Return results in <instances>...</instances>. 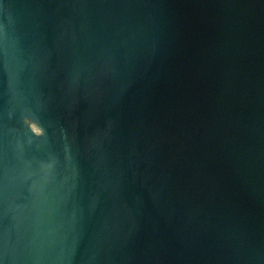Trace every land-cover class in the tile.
Instances as JSON below:
<instances>
[{"label": "water", "instance_id": "1", "mask_svg": "<svg viewBox=\"0 0 264 264\" xmlns=\"http://www.w3.org/2000/svg\"><path fill=\"white\" fill-rule=\"evenodd\" d=\"M0 264H264V0H0Z\"/></svg>", "mask_w": 264, "mask_h": 264}]
</instances>
